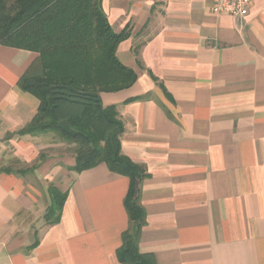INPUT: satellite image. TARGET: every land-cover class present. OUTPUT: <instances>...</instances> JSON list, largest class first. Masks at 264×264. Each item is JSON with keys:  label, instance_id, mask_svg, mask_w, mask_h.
<instances>
[{"label": "crops", "instance_id": "obj_1", "mask_svg": "<svg viewBox=\"0 0 264 264\" xmlns=\"http://www.w3.org/2000/svg\"><path fill=\"white\" fill-rule=\"evenodd\" d=\"M213 1L102 0L113 30L130 29L117 56L138 80L102 102L147 170L139 249L157 264H264V0L241 21ZM37 57L0 44V264H124L130 179L72 170L55 132L21 134L40 105L20 86ZM53 187L67 193L57 222Z\"/></svg>", "mask_w": 264, "mask_h": 264}, {"label": "trees", "instance_id": "obj_2", "mask_svg": "<svg viewBox=\"0 0 264 264\" xmlns=\"http://www.w3.org/2000/svg\"><path fill=\"white\" fill-rule=\"evenodd\" d=\"M129 36V27L113 30L102 0H0V44L38 53L20 86L40 105L21 134H58L72 145L76 172L105 163L127 176L129 225L118 258L124 264H157L153 254L139 249L146 224L140 185L147 170L122 152L124 122L117 105L102 102V93L127 89L138 80L117 56ZM51 194L48 216L57 222L67 193L53 187Z\"/></svg>", "mask_w": 264, "mask_h": 264}, {"label": "built area", "instance_id": "obj_3", "mask_svg": "<svg viewBox=\"0 0 264 264\" xmlns=\"http://www.w3.org/2000/svg\"><path fill=\"white\" fill-rule=\"evenodd\" d=\"M252 0H214L212 10L218 14H230L236 16L240 21L249 12Z\"/></svg>", "mask_w": 264, "mask_h": 264}, {"label": "rangeland", "instance_id": "obj_4", "mask_svg": "<svg viewBox=\"0 0 264 264\" xmlns=\"http://www.w3.org/2000/svg\"><path fill=\"white\" fill-rule=\"evenodd\" d=\"M70 145V144H69ZM70 151L73 152V149L70 148ZM17 165L16 164H13V167H16Z\"/></svg>", "mask_w": 264, "mask_h": 264}]
</instances>
